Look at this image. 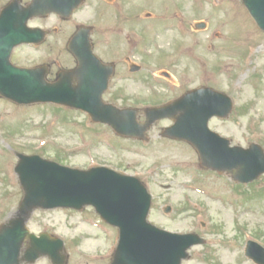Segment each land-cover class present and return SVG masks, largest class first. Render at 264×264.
I'll return each mask as SVG.
<instances>
[{"label":"rangeland","instance_id":"rangeland-1","mask_svg":"<svg viewBox=\"0 0 264 264\" xmlns=\"http://www.w3.org/2000/svg\"><path fill=\"white\" fill-rule=\"evenodd\" d=\"M4 1L0 0V7ZM167 2L123 3L142 21H146L143 17L148 12L150 17H163L166 27L152 39L130 38L124 50L112 56L121 60L120 68L104 100L117 106L143 108L180 96L187 89L211 87L227 94L233 108L227 118L211 120L210 128L232 144L246 146L253 141L264 147V33L249 18L240 0H174L172 5ZM161 3L166 4L163 9ZM168 17L176 19L171 21ZM52 18L29 22L31 26L49 22L58 30L50 33L41 46L17 47L12 53L16 65L49 63L51 75L58 67L72 65L66 51L73 31L70 23L87 17H74L70 22ZM199 22L205 27L197 30L195 24ZM123 38L116 39L119 45ZM92 40L98 42L95 36ZM100 48L96 44V54L103 61H110V52ZM130 51L141 70L122 74L123 60ZM162 51L165 57L160 64L155 58ZM248 52L250 59L246 62ZM163 67L177 86L165 88L158 71ZM150 72L154 73L151 77L162 80L161 85L152 82ZM115 93L118 96L114 99ZM166 123H156L149 132V141L143 143L92 123L81 111L60 110L53 104L18 105L0 98V224L14 214L21 199L16 175L15 184L12 180L13 165L18 160L15 153L38 154L70 168L85 170L104 165L138 177L152 195L149 219L153 224L179 233L198 232L205 238L207 244L190 249L183 264H210L207 260L201 262V256L210 251H215L218 259H214V264H253L244 257L243 247L247 238H256L264 246V175L241 187L214 172L203 171L192 148L160 137V127ZM167 205L172 211L164 216L162 207ZM201 222L205 223L202 227ZM97 223L92 209H38L27 225L35 234L46 232L63 239L68 256L65 264H100L87 261L84 255L112 251L115 241ZM74 237L84 243L74 244ZM34 264L51 263L42 257Z\"/></svg>","mask_w":264,"mask_h":264},{"label":"water","instance_id":"water-1","mask_svg":"<svg viewBox=\"0 0 264 264\" xmlns=\"http://www.w3.org/2000/svg\"><path fill=\"white\" fill-rule=\"evenodd\" d=\"M40 0H34L27 10L9 5L0 14V94L17 103L53 102L78 108L90 114L94 121L109 124L122 134H141L155 119L180 115L170 136L185 139L200 153L203 166L220 170L236 168L242 180H251L264 171V156L252 146L247 151L229 148L228 141L207 129L210 117L225 116L231 102L225 95L210 89L188 93L164 108L146 112L147 124L135 122V111L118 110L101 101L106 89L109 71L91 54L83 32L75 35L69 50L76 57V70L58 75L55 82L44 80L45 69H19L9 63L12 48L23 42L38 40L35 30L26 27V21L36 13ZM258 27L264 30V0H242ZM62 3L56 1L51 10L61 11ZM77 84L73 85L72 82ZM18 173L25 197L17 218L10 220L0 230V264H18L19 248L25 237L32 240L33 251L26 260L48 253L55 258L54 247L61 242L50 241L45 236L34 238L24 228L26 215L35 206H67L80 208L92 204L109 223L120 228V241L114 264H179L185 250L197 240L193 235H175L162 232L145 221L149 197L140 183L132 178L117 175L105 168L87 172L60 167L38 157H21ZM261 250V249H260ZM262 251V250H261ZM249 256L263 262L255 252Z\"/></svg>","mask_w":264,"mask_h":264},{"label":"flooded vegetation","instance_id":"flooded-vegetation-1","mask_svg":"<svg viewBox=\"0 0 264 264\" xmlns=\"http://www.w3.org/2000/svg\"><path fill=\"white\" fill-rule=\"evenodd\" d=\"M120 1L122 3L125 2V0ZM90 10L96 17L93 20V27L99 37H119L122 35L130 37L135 32L143 30H145V34H148L151 31V27H153L149 20L151 17H143L147 21H141L138 17H116L117 12L123 10L117 0H100L96 5L90 6ZM124 10H126V7ZM106 44L108 46L109 42H106Z\"/></svg>","mask_w":264,"mask_h":264}]
</instances>
